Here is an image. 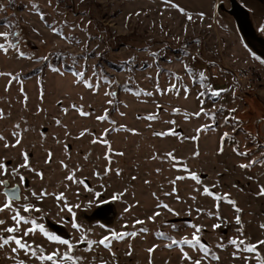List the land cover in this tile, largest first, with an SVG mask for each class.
Listing matches in <instances>:
<instances>
[{
	"label": "rangeland",
	"instance_id": "rangeland-1",
	"mask_svg": "<svg viewBox=\"0 0 264 264\" xmlns=\"http://www.w3.org/2000/svg\"><path fill=\"white\" fill-rule=\"evenodd\" d=\"M255 21L229 3L206 18L166 0H0V32L8 33L0 44L9 47L0 50V161L24 180L4 178L22 185V197L47 192L42 201L30 197L47 229L81 239L67 203L83 229H91L90 239L109 236L110 247L78 245L80 264H192L182 251L201 264H244L231 255L233 246L217 247L220 238L264 240V195H257L264 185V22ZM77 72L99 88L77 83ZM213 89L226 91L212 97ZM201 107L216 113L215 122L195 116ZM105 109L109 119L98 120ZM252 160L258 163L239 166ZM59 193L66 201L57 200ZM0 219H8L7 211ZM191 223L202 226L201 241L218 261H205L199 248L166 247L169 237L191 239ZM215 223L221 227L213 230ZM112 232L128 235L116 239ZM25 239L49 252L57 246L38 232ZM258 249L264 254V246ZM9 251L0 250V264H14Z\"/></svg>",
	"mask_w": 264,
	"mask_h": 264
},
{
	"label": "snow or ice",
	"instance_id": "snow-or-ice-1",
	"mask_svg": "<svg viewBox=\"0 0 264 264\" xmlns=\"http://www.w3.org/2000/svg\"><path fill=\"white\" fill-rule=\"evenodd\" d=\"M203 15V13H201ZM41 18H43V13H41ZM191 19V17H188ZM261 31H264V25H261L260 28ZM54 32H59V29H53ZM8 36L7 32H0V37H6ZM11 47H16V45L11 44ZM0 50L4 51L5 53L8 52L9 47L5 46L3 44H0ZM21 55H24L23 52L20 53ZM59 71L58 69H56ZM77 76L81 77L80 81H77V83H84L85 86L89 89H98L99 83H96L95 85L92 83L89 79L83 78L82 72H77ZM177 79L179 77L177 76ZM200 79L203 81L205 79V74L203 72L200 73ZM176 85L172 84L171 88H175ZM185 90H187V87L185 86ZM211 91L212 97H219L222 92L226 91L225 89H213ZM106 95H111L115 97L117 93L115 91H109L106 93ZM203 95V94H202ZM108 104H113V100H108ZM75 107V106H73ZM67 111V109H65ZM230 112H235V109H231ZM202 113L209 116L210 119L214 121L216 113L212 112H206V110L201 107L198 112L195 113V116L199 117ZM2 114V113H0ZM81 115H89V113L84 112L81 110ZM154 117H149V119H152ZM98 120H106L109 119L108 111L105 109V114L98 116ZM59 123V121H57ZM111 123H115V121H111ZM172 123H175V121H172ZM207 127V126H201ZM119 130V129H117ZM135 131V130H133ZM199 131V129H198ZM169 133H172V130L169 129L166 132H156L154 135L157 136H165ZM174 134V133H173ZM14 136L17 135V133H13ZM224 136H227V133L223 134ZM0 139H4L2 135H0ZM20 141L19 139L16 140V143L18 144ZM105 144L108 143L107 140L104 141ZM10 145L8 143H5V147H9ZM219 151H223L222 148L219 149ZM240 155H248L247 152L238 153ZM25 159H27V153L23 154ZM171 157V153L168 154ZM195 155H198L196 153ZM172 159H175V157H172ZM63 164V161L61 162ZM258 163V161L252 160L249 161L248 164H241L239 165L242 168H247L252 166V164ZM185 171H188V166L186 163L183 165ZM159 171V169H157ZM99 174V173H98ZM117 174H119V170H117ZM8 175L12 176H18L21 182H23L24 177L20 174L18 168H11L9 170V166L6 161H0V193L4 196V200L0 201V213H3L7 211L8 213V219H0V226L6 227H0V250H3L5 247H8L10 251L7 253V258L14 261V264H29V261L35 260L38 261L39 264H80V261L83 260V257L75 255V248L80 245L84 244L86 242V249L90 251L92 248V245L99 243L101 245H104L105 247H110L109 244V236H104L101 238L98 242L94 241L89 238L87 235V232H90L91 229H83L82 225L76 221V212L73 210V206L70 204L65 203L64 207L67 208L68 212L71 213L72 216V225L73 228L81 231V239L73 242L72 239L65 238L60 234H57L49 229H47L45 223L41 222L44 219V215L42 209L38 206V203L31 202V198H35L36 201H42L44 197L47 195V192L44 190H41V192L37 193L35 190H31L30 196L29 195H23L21 196V184L12 185L11 182L4 178ZM42 176V173L40 174ZM191 177L196 180L200 181V177L197 175L196 172H190ZM184 177H180V179H183ZM68 179H73V176H69ZM203 193L208 194L211 196L216 197L219 199V194L213 192L209 186H203ZM97 196L100 194L97 192ZM118 195V194H117ZM257 195H264V185L260 186V191L257 193ZM61 198H64L66 201V198L64 197L63 193L57 194V200L59 201ZM113 199H116L117 196L114 195L112 197ZM225 198L227 197V194H225ZM21 200H23V203H21ZM232 204H235L236 202L234 200L229 201ZM75 207H79V205H76ZM159 207V206H158ZM163 208L168 209L169 211H173L167 204L162 205ZM216 207L218 208L219 205L217 204ZM63 211V209H61ZM198 212L202 211V209H197ZM237 213L240 212V209H236ZM36 214V215H34ZM159 212L154 213L153 217H150V219H154L155 216L159 215ZM178 215V213H176ZM190 214V213H189ZM210 215H216L215 213H209ZM10 219L11 223L8 222ZM137 223H142V221H137ZM235 223L237 225H240L239 228H237V232L243 235V225L241 222V217L239 214L235 216ZM192 227L195 232L192 235L191 239L185 238L177 240L175 238L169 237L172 239V244L166 245V247H172L173 245L181 246L183 249V246H191L192 248H199V250L204 254L203 259L207 261L209 257L214 260H219V256L216 255L215 252H213L212 248L201 241V237L198 234L201 229V225H197L195 223H191L189 225ZM173 227H176L173 225ZM221 227L220 223H215L212 225V229L215 230L217 228ZM261 228H264V224L261 225ZM146 230V229H145ZM40 233L44 238L47 239L51 244L57 245L52 251H47L44 245L37 244L34 240L29 241L25 239V237H28L29 234H32L33 236L36 233ZM22 233V235L20 234ZM111 235L115 237L116 239H120L122 235H128V233H116L112 232ZM132 235H135V233H132ZM160 236H164V232L159 233ZM229 245L233 246L235 248V251L231 253L233 257H239L243 259L244 264H252L253 261H255V264H264V254H262L259 249V246H264V240H257L255 242H249L247 237H244L241 239L240 237L236 238H229L227 241H224V238H220V242L217 244V247L220 249H224L228 247ZM60 246H64V249L62 250ZM155 247V246H154ZM152 249H149V252H151ZM23 252L25 258H19V254ZM250 253L255 254L244 256L242 253ZM182 258L187 259L189 261H192V264H201V259L192 260V257L189 256L187 251H182ZM95 259V258H93ZM103 264V262H102Z\"/></svg>",
	"mask_w": 264,
	"mask_h": 264
},
{
	"label": "crops",
	"instance_id": "crops-1",
	"mask_svg": "<svg viewBox=\"0 0 264 264\" xmlns=\"http://www.w3.org/2000/svg\"><path fill=\"white\" fill-rule=\"evenodd\" d=\"M164 1V0H162ZM173 5L194 15L212 18L216 16L221 5L230 4L252 14L259 25L264 22V0H166ZM203 13V15H201ZM255 21V22H256ZM264 39V38H263Z\"/></svg>",
	"mask_w": 264,
	"mask_h": 264
}]
</instances>
